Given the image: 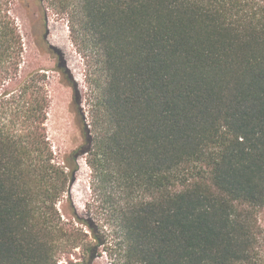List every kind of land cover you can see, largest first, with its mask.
I'll return each mask as SVG.
<instances>
[{
	"label": "trees",
	"instance_id": "1",
	"mask_svg": "<svg viewBox=\"0 0 264 264\" xmlns=\"http://www.w3.org/2000/svg\"><path fill=\"white\" fill-rule=\"evenodd\" d=\"M49 1L98 51L93 130L55 162L47 77L0 0V264H94L103 238L57 209L82 153L109 264H264V0Z\"/></svg>",
	"mask_w": 264,
	"mask_h": 264
},
{
	"label": "rangeland",
	"instance_id": "2",
	"mask_svg": "<svg viewBox=\"0 0 264 264\" xmlns=\"http://www.w3.org/2000/svg\"><path fill=\"white\" fill-rule=\"evenodd\" d=\"M15 13L26 50L22 71H39L47 77L46 129L55 162L73 164L72 153L85 146V129L93 130L92 100L103 75L98 51L49 0H18ZM87 158L84 153L78 156L75 179L57 209L63 220H71L89 237L91 232L81 221L103 238L106 244L98 249L94 264H109L106 253L118 227L105 191L93 186L95 178ZM59 264L69 262L63 258Z\"/></svg>",
	"mask_w": 264,
	"mask_h": 264
},
{
	"label": "bare ground",
	"instance_id": "3",
	"mask_svg": "<svg viewBox=\"0 0 264 264\" xmlns=\"http://www.w3.org/2000/svg\"><path fill=\"white\" fill-rule=\"evenodd\" d=\"M55 28V27H54Z\"/></svg>",
	"mask_w": 264,
	"mask_h": 264
}]
</instances>
